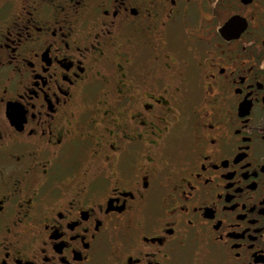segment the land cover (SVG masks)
<instances>
[{
  "label": "flooded vegetation",
  "instance_id": "1",
  "mask_svg": "<svg viewBox=\"0 0 264 264\" xmlns=\"http://www.w3.org/2000/svg\"><path fill=\"white\" fill-rule=\"evenodd\" d=\"M0 264H264V0H0Z\"/></svg>",
  "mask_w": 264,
  "mask_h": 264
}]
</instances>
